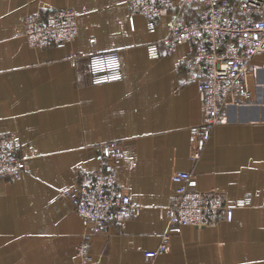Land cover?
I'll use <instances>...</instances> for the list:
<instances>
[{
    "label": "crops",
    "instance_id": "0c3cea01",
    "mask_svg": "<svg viewBox=\"0 0 264 264\" xmlns=\"http://www.w3.org/2000/svg\"><path fill=\"white\" fill-rule=\"evenodd\" d=\"M63 7L76 13L73 40L31 46L23 16ZM175 13L196 17L194 4L175 0L150 30L142 15L129 19L125 0H0V134L14 136L26 168L18 179L0 178V264L76 263L87 229L61 191L96 168L95 145L110 139L133 212L91 235L88 264H264V51L251 60L247 98L227 99L223 122L194 154L202 105L186 76L189 46L161 43ZM149 43L158 56L148 57ZM113 49L119 72L98 80L88 56ZM176 171L191 172L196 189L246 204L230 220L180 227L148 261L144 252L167 226Z\"/></svg>",
    "mask_w": 264,
    "mask_h": 264
},
{
    "label": "built area",
    "instance_id": "2783aa9c",
    "mask_svg": "<svg viewBox=\"0 0 264 264\" xmlns=\"http://www.w3.org/2000/svg\"><path fill=\"white\" fill-rule=\"evenodd\" d=\"M129 19L142 15L148 29L163 10L175 0H125ZM195 6L196 17L189 19L178 13L166 22V34L161 43L167 51L186 43L189 53L184 58L186 76L196 85L202 105V121L194 126L195 150L198 154L207 140L210 129L223 122V108L228 98H247V79L251 75V60L264 51V0H182ZM23 34L34 47L62 45L76 34V13L68 7L51 8L45 14L28 13L22 19ZM148 57L158 56L156 43L146 46ZM74 56V55H73ZM89 71L97 78H111L119 72L117 50L92 52L88 56ZM97 166L79 174L63 189L73 209L87 229L75 248L76 263L88 264L89 241L92 234L106 230L110 222L123 223L132 212L131 200L117 181L120 149L118 140L110 139L95 145ZM26 171L18 153L17 142L11 133L0 134V178L18 179ZM174 191L164 208L167 226L156 248L146 250L144 258L152 261L169 247L171 234L180 227L212 226L230 220L235 206L246 199L229 203L226 194L210 188L193 187V174L176 171L171 175Z\"/></svg>",
    "mask_w": 264,
    "mask_h": 264
}]
</instances>
